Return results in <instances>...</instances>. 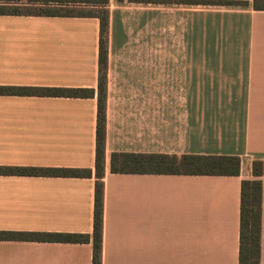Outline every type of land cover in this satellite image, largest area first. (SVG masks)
I'll list each match as a JSON object with an SVG mask.
<instances>
[{
    "label": "crops",
    "instance_id": "0c3cea01",
    "mask_svg": "<svg viewBox=\"0 0 264 264\" xmlns=\"http://www.w3.org/2000/svg\"><path fill=\"white\" fill-rule=\"evenodd\" d=\"M178 1V0H174ZM108 0L101 264H238L240 184L264 161V12ZM99 22L0 16V85L93 98L0 96V231L92 233ZM221 155L236 177L112 174L111 154ZM260 264H264V177ZM88 244L0 241V264H91Z\"/></svg>",
    "mask_w": 264,
    "mask_h": 264
},
{
    "label": "trees",
    "instance_id": "16d2710c",
    "mask_svg": "<svg viewBox=\"0 0 264 264\" xmlns=\"http://www.w3.org/2000/svg\"><path fill=\"white\" fill-rule=\"evenodd\" d=\"M122 2L123 0H117ZM129 3L179 2L187 5L247 7V1L234 0H127ZM108 0H0V16L34 18H93L99 22L97 59V109L95 127L94 203L92 233H44L0 231V241L88 244L92 246L91 264H101L103 178L106 140V71L108 53ZM254 11L264 12V0H252ZM95 91L85 88L1 86L0 96L93 98ZM112 174L182 175L236 177L240 159L221 155H146L118 154L110 156ZM0 176L42 178H91L90 169L0 166ZM248 180L240 184L238 264H260L261 245V178L264 161H254Z\"/></svg>",
    "mask_w": 264,
    "mask_h": 264
}]
</instances>
